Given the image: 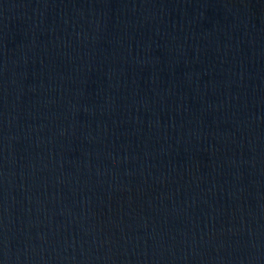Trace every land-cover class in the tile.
<instances>
[{"label": "water", "instance_id": "obj_1", "mask_svg": "<svg viewBox=\"0 0 264 264\" xmlns=\"http://www.w3.org/2000/svg\"><path fill=\"white\" fill-rule=\"evenodd\" d=\"M0 264H264V0H0Z\"/></svg>", "mask_w": 264, "mask_h": 264}]
</instances>
